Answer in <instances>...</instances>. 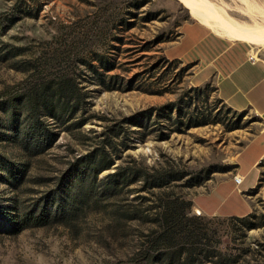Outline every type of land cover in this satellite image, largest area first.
Segmentation results:
<instances>
[{"label": "rangeland", "instance_id": "1", "mask_svg": "<svg viewBox=\"0 0 264 264\" xmlns=\"http://www.w3.org/2000/svg\"><path fill=\"white\" fill-rule=\"evenodd\" d=\"M211 1L248 21L233 11L244 6L241 0ZM251 2L264 9V0ZM190 20L197 21L179 0H0V101L26 93L35 81L65 73L88 96L71 120H46L58 137L38 154L3 139L7 115L0 109V264L128 261L157 223L156 205L166 195L190 200L179 211L199 217L223 246H250L251 260H264L261 205L252 212L258 226L241 237L237 222L198 212L192 201L226 202V193L215 199L211 186L232 174L237 153L262 121L250 108L236 110L224 102L212 79L196 84L203 77H193L196 61L167 54ZM235 44L241 53L246 46L254 54L264 52L263 45ZM175 51V46L169 48V53ZM82 118L83 125L70 127ZM108 136L116 144V149L107 147L115 160L100 178L116 165L134 170L164 167L178 177L152 190L135 180L69 224L16 229L25 207L45 199L70 162ZM2 161L24 169L19 180L7 173Z\"/></svg>", "mask_w": 264, "mask_h": 264}, {"label": "trees", "instance_id": "2", "mask_svg": "<svg viewBox=\"0 0 264 264\" xmlns=\"http://www.w3.org/2000/svg\"><path fill=\"white\" fill-rule=\"evenodd\" d=\"M89 66L97 72L95 66ZM87 97L74 77L66 73L47 81H35L26 93L0 101V109L7 115L4 127L8 134H4L3 139L17 143L32 154L41 153L58 137L54 126L46 120L61 123L71 120L85 106ZM84 121L82 118L71 122L70 127H80ZM119 134V131L112 132L114 137ZM119 144L122 149L127 146L123 141ZM115 145L108 136L103 138L101 145L76 157L58 177L55 189L47 193L45 199L25 207L16 219L15 228L54 222L69 224L81 217L87 208L115 195L135 180H141L143 189L152 190L163 188L178 177L164 167L134 170L131 166L116 165L113 172L100 178L98 174L114 164L115 157L107 147L116 149ZM5 162L2 161L7 173L19 180L24 169ZM0 177H3L1 173ZM183 204L188 206L190 200L166 195L156 205L159 210L155 214L159 218L140 241L136 256L120 264H264V260H251L250 246H223L220 238L215 237V231L198 221L199 217H189L187 211H179ZM253 217L251 212L244 216H226L225 219L237 222L241 237H245L247 231L258 226Z\"/></svg>", "mask_w": 264, "mask_h": 264}, {"label": "crops", "instance_id": "3", "mask_svg": "<svg viewBox=\"0 0 264 264\" xmlns=\"http://www.w3.org/2000/svg\"><path fill=\"white\" fill-rule=\"evenodd\" d=\"M225 40L200 22L190 20L184 22L167 54L196 61L193 77L203 76L196 84L212 79L218 96L229 106L236 110L248 107L261 118L257 132L237 153L235 170L211 186L215 199L226 193V202L192 200L196 210L206 215L244 216L258 205L264 209V52L255 55L246 46L241 53L234 48V40ZM173 46L176 51L169 53ZM234 175L240 176L239 183L234 181Z\"/></svg>", "mask_w": 264, "mask_h": 264}, {"label": "bare ground", "instance_id": "4", "mask_svg": "<svg viewBox=\"0 0 264 264\" xmlns=\"http://www.w3.org/2000/svg\"><path fill=\"white\" fill-rule=\"evenodd\" d=\"M179 1L187 8L191 17L207 26L217 36L227 40L242 41L249 45L264 46V9L257 6V3L253 4L252 0H241L244 6L233 9L247 16L248 21L232 17L222 2V5H219L211 0Z\"/></svg>", "mask_w": 264, "mask_h": 264}, {"label": "built area", "instance_id": "5", "mask_svg": "<svg viewBox=\"0 0 264 264\" xmlns=\"http://www.w3.org/2000/svg\"><path fill=\"white\" fill-rule=\"evenodd\" d=\"M240 180H241L240 176L236 175V176H235V182H236V183H239Z\"/></svg>", "mask_w": 264, "mask_h": 264}]
</instances>
